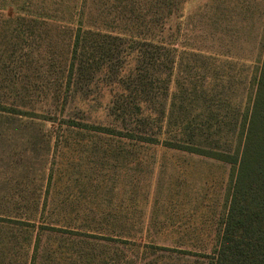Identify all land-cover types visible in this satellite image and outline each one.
<instances>
[{"label": "rangeland", "instance_id": "rangeland-1", "mask_svg": "<svg viewBox=\"0 0 264 264\" xmlns=\"http://www.w3.org/2000/svg\"><path fill=\"white\" fill-rule=\"evenodd\" d=\"M79 28L174 57L154 112L112 111L133 63L71 75ZM263 52L264 0H0V264H210L235 166L200 153L234 155Z\"/></svg>", "mask_w": 264, "mask_h": 264}, {"label": "trees", "instance_id": "trees-1", "mask_svg": "<svg viewBox=\"0 0 264 264\" xmlns=\"http://www.w3.org/2000/svg\"><path fill=\"white\" fill-rule=\"evenodd\" d=\"M143 42L132 40L131 45L126 47L123 39L117 36L79 28L73 36L69 62L70 73L72 75L73 71H77L89 74L87 78L91 80V74L96 68L101 70L103 67V71L105 68L107 71L111 70L115 73L120 69H125L129 63H133L129 73L122 76L125 82L120 85L122 90L132 88L131 91L135 93V96L131 97L132 100L121 103L119 108L115 107L116 103H113L112 111L121 109L128 113L130 109H135L134 112L137 114L141 111L152 113L154 112L152 107L147 106L156 100L153 99L152 89L162 83L166 87L164 89L168 90L169 76L173 68L171 63H174L175 60L174 57L168 58L169 54L162 52L165 48L161 45ZM163 70H169V73H165V76L161 77L158 72L163 74ZM227 79L222 78L223 81ZM228 81L226 84L220 83V87L228 89L230 84ZM175 82H177L179 90L186 85L185 80H176ZM179 84H181L180 87ZM250 87L251 90L247 95L242 115L239 144L234 155L219 151L202 150L203 153L198 152L221 161L231 162L235 166L230 181L226 215L216 243L210 251L211 255L208 256L210 264H264V52L259 66L251 76ZM177 92L178 90L175 92L176 98L180 96L177 97ZM217 99L205 97L202 100L213 102ZM206 107L205 104V112L200 113L197 117H203V121L207 122V127L211 128V121L219 122L217 119L219 114H215L214 110L206 111L209 110ZM184 116L191 117L188 114ZM191 120L193 122V119L187 118V121ZM84 126V128L94 131H108L106 128H103L107 130L104 131L100 129L102 127L89 123H85ZM204 131L206 132V130ZM150 138L152 137H147L144 140L158 141ZM174 142L180 141L163 140V144L166 146H180L177 145L179 143ZM184 148L196 152L192 146L185 145ZM104 234L106 236L102 237H110V239L127 243L131 241L128 238H132Z\"/></svg>", "mask_w": 264, "mask_h": 264}]
</instances>
